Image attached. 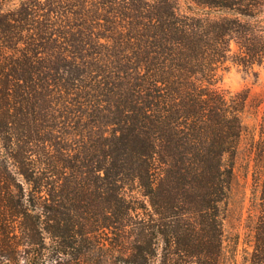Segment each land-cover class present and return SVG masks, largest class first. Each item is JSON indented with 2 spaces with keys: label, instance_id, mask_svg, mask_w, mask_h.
Returning a JSON list of instances; mask_svg holds the SVG:
<instances>
[{
  "label": "trees",
  "instance_id": "16d2710c",
  "mask_svg": "<svg viewBox=\"0 0 264 264\" xmlns=\"http://www.w3.org/2000/svg\"><path fill=\"white\" fill-rule=\"evenodd\" d=\"M187 1L192 6L182 11L178 0H96L98 11H88L78 30L35 25L34 0L0 14V134L24 139L33 126L36 139L34 159L16 165L29 187L22 182L13 189L0 174V217L33 216L30 203L47 198L43 188L63 178L83 187L82 173L88 171L90 184L122 180L120 175L133 179L157 222L150 232L155 239L150 236L145 244L143 223H134L126 255L96 249L81 229H52L49 245H0V264H220V203L247 129L248 93L218 89L212 80L228 59L244 66L264 61V0ZM99 18L102 33L94 31ZM56 52L61 61L46 63L41 56ZM90 59L99 66L89 67ZM79 63L87 68L71 77L70 67ZM96 111L110 113L105 124ZM87 115L88 122L109 129L84 126ZM259 125L263 138L264 104ZM255 146L264 171L263 139ZM82 148L97 156L83 165L87 170L79 159H69L78 158ZM117 188L99 194L106 214L119 213ZM56 195L70 198L65 191ZM116 220L99 228L117 232ZM256 228L264 230V203ZM250 264L264 259L254 257Z\"/></svg>",
  "mask_w": 264,
  "mask_h": 264
},
{
  "label": "rangeland",
  "instance_id": "374dc122",
  "mask_svg": "<svg viewBox=\"0 0 264 264\" xmlns=\"http://www.w3.org/2000/svg\"><path fill=\"white\" fill-rule=\"evenodd\" d=\"M25 1L33 0H0V14L8 10H19ZM34 1L35 9H37L35 25L39 27L66 26L67 29H70V26H73L77 27L74 30L82 29V25H85L84 19H86L84 15L88 11H91L92 15L98 11L96 0ZM178 5L182 11H187L188 6H192L187 0H178ZM99 21L101 23L98 25V22H96L97 27L94 31L102 33L103 31L99 29L104 21L100 18ZM101 41L105 42L104 39ZM231 47L233 51L236 50L237 46L234 41H231ZM232 54L231 52L229 55ZM41 56L46 60V63L61 61L57 52L55 55ZM88 66L95 68L99 66V63L90 59ZM70 68L71 77H79L87 66L79 63ZM212 82L216 88L221 90L248 93L247 104L243 111V121L247 129L242 135L236 151L229 192L224 201L220 203L223 216V252L220 257V264H250L254 257L264 259V230H257L256 228L263 214L264 171L255 154L256 141L259 142L263 139L264 142V137L262 138L259 133V120L264 104V61L244 66L228 59L217 67ZM259 101L263 102L256 108L254 105ZM95 114L96 117H100L104 124L110 117L108 111H96ZM88 121L90 119L87 115L83 125L90 123ZM94 124L97 123L89 124L90 128H94L93 131H97L98 127H102V130L109 129L107 127L109 125L97 127ZM32 127L27 128L28 137L24 139L18 133L13 134V137L9 135L8 139L0 134V174L7 175L13 189L16 190L19 188L18 184L22 182L25 187H29L28 183L24 182L22 176L17 173L16 165L21 161H27V159H34L35 157L36 139ZM89 129L88 132L85 131L87 136H90ZM90 132L92 131L90 130ZM107 133L109 132L107 131ZM90 138L88 137V139ZM81 152L78 154V158L72 156L69 159L73 162L79 159L80 163L77 160L78 165L83 166L95 161L97 158L91 149L82 148ZM9 156H16L19 162L12 158L9 159ZM5 158H8L6 163ZM59 158L65 159L66 157L60 155ZM7 167L8 169H6ZM83 170H87L86 166H83ZM82 174L85 178L83 182L85 186L83 187L75 185L76 179L66 180V178H63L61 184L54 182L52 185L47 186V189L50 190L43 188L47 198L36 199L30 203V206L35 209L31 213L34 217H28L27 215L13 217L4 215V217H0V245L2 248L10 246L24 249L30 247V243L33 246L49 245L52 243L50 230L67 231V228H75L84 231V237L88 239L87 242L89 241L96 249L102 248L113 254L126 255L134 242L133 225L137 220H141V223H143L141 234L144 241L141 240V243L145 244V240L147 241L150 236L152 238L150 232L157 222L151 214L152 206L149 203L148 196L143 194L137 182L127 178V176L120 175L119 177H123L122 180L116 181L114 178L110 183L101 185L97 182V184H90L93 174L88 171ZM68 176H70V173ZM78 180L81 181L80 178ZM117 185L114 205L119 213L106 214L104 210L106 202L99 197V194L112 193L111 188ZM61 191L68 193L70 198L57 196L56 194L61 193ZM129 206L132 208H129ZM6 208L5 211L9 213L10 208ZM111 219H119L116 220L120 222V228L117 232L110 227L103 226V228H99L102 223H110ZM165 221H168V219H165ZM161 227L164 228L165 225ZM156 241L158 247L161 248L164 244L161 236Z\"/></svg>",
  "mask_w": 264,
  "mask_h": 264
}]
</instances>
